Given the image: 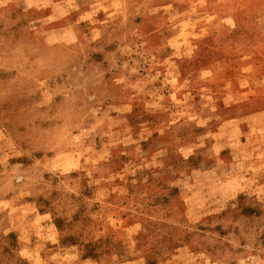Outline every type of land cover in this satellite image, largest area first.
<instances>
[{
	"label": "rangeland",
	"instance_id": "obj_1",
	"mask_svg": "<svg viewBox=\"0 0 264 264\" xmlns=\"http://www.w3.org/2000/svg\"><path fill=\"white\" fill-rule=\"evenodd\" d=\"M0 264H264V0H0Z\"/></svg>",
	"mask_w": 264,
	"mask_h": 264
}]
</instances>
